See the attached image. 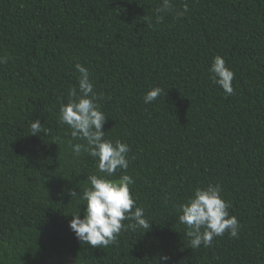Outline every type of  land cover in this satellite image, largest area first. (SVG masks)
Masks as SVG:
<instances>
[{"label":"trees","instance_id":"1","mask_svg":"<svg viewBox=\"0 0 264 264\" xmlns=\"http://www.w3.org/2000/svg\"><path fill=\"white\" fill-rule=\"evenodd\" d=\"M185 2L183 17L157 24L161 0H0V264H264V0L174 8ZM217 55L234 72L232 95L211 78ZM77 62L104 95L105 139L129 145L128 168L109 179L129 175L151 221L107 247L69 228L84 205L68 190L96 173L58 121ZM155 86L165 95L145 104ZM37 118L48 134H31ZM209 183L222 186L239 234L191 249L179 205Z\"/></svg>","mask_w":264,"mask_h":264},{"label":"clouds","instance_id":"2","mask_svg":"<svg viewBox=\"0 0 264 264\" xmlns=\"http://www.w3.org/2000/svg\"><path fill=\"white\" fill-rule=\"evenodd\" d=\"M188 11L187 2L176 9L173 0H161L155 9V23H160L164 13L175 12L177 17H183ZM144 22L152 26L153 17L145 16ZM6 62L7 57L0 56V64ZM74 67L79 73L77 83L68 89V99L60 105L58 121L70 129L73 141H79L70 142L73 155L81 157L86 154L93 158L96 173L87 177L88 186L79 193L68 190L70 198H77L81 202L79 205H84L83 218L79 215L78 207L79 211L71 214L69 228L81 243L107 247L115 243L122 230L142 229V233H145L150 229L151 221L130 194L129 186L133 183L130 176L122 174L118 179H109L118 170L128 168L129 145L120 140L105 139L103 125L108 117L99 103L104 95L95 91L92 75L86 67L79 62ZM209 72L213 82L223 89L225 95L234 94V72L226 66L224 58L215 56ZM162 92L165 95V90L159 86L150 88L143 96V102L150 104L156 101ZM48 131L39 118L30 123L32 135L48 134ZM221 193L220 184L209 183L205 187L194 188L192 195L179 205L178 220L185 226L189 248L211 247L214 238L225 233L231 238L238 237L240 223L236 216L230 215L229 204ZM124 221L129 223L125 225ZM162 259L166 261L168 258L165 256Z\"/></svg>","mask_w":264,"mask_h":264}]
</instances>
